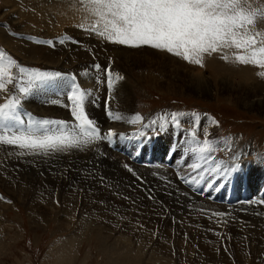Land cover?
I'll list each match as a JSON object with an SVG mask.
<instances>
[{
  "label": "rangeland",
  "instance_id": "1",
  "mask_svg": "<svg viewBox=\"0 0 264 264\" xmlns=\"http://www.w3.org/2000/svg\"><path fill=\"white\" fill-rule=\"evenodd\" d=\"M241 6L245 9V23L249 18L254 21L247 25L249 33H259L256 36V58L264 61V55L259 54V49L264 47V43H261L264 41V0H241ZM96 19L88 10L86 0H0V51L18 62L19 66L59 72L63 77L35 90L30 89L25 95L19 90L28 87V75H24L25 83H22L19 68L16 65L9 66L5 58L0 64L3 66V82L7 90L0 91V105L10 103L16 96L22 103V110L35 118L66 121L74 125L78 122L74 120L72 112L81 110L76 107L79 92L72 101L67 98L74 84L85 93L83 110L87 115L89 113L88 117L95 121L94 127L98 129V136L92 139L102 143L109 139L110 147L125 149L121 151L122 154L125 152L123 155L110 153V147L103 144L102 154L108 161L114 157L118 158L116 161H127L142 168L154 166L177 178L189 173L194 180L198 173L190 165L196 162L197 156L190 149L197 146V139H207L215 149V160L204 165L207 171L202 178H198L201 180L207 174L202 186L206 190H209V185L216 188L226 186L224 196H235V201H241L246 195L252 199L257 196L264 198V104H253L252 109L245 108L243 103L251 105V98L246 99L244 92L220 84L212 85V94L208 97L197 95L188 87L179 93L182 81H172L168 72L170 66H174L203 76L211 84L214 81L212 76L216 75L248 81L256 91H264V76L260 75L264 73V68L251 63L241 64L233 59V53L237 52L251 56L252 49L244 51L233 46L211 55L204 54L201 67L149 46L133 48L111 43L85 30ZM39 41H52L55 46ZM222 55H227L229 61L222 59ZM125 61L129 62L122 64ZM53 63L59 66H52ZM96 65L100 66L99 69ZM9 77L12 78L11 83L8 82ZM105 87L108 89L106 92ZM52 100L58 102L53 104L50 102ZM84 104H93L92 115L87 112L90 106L85 107ZM173 113L178 114L179 126L171 118ZM108 126L115 133L114 136H108ZM51 127L55 133L57 126ZM76 132L79 134V129ZM71 138L68 136L65 142ZM102 143L99 145L102 146ZM14 146L0 142V264H118L117 255L104 245L106 239L111 248L119 240L133 245L134 250L141 254V264H213L203 255L201 246L197 245L199 238L194 245L188 244L187 237L195 238L198 234L186 231L189 224H183L179 219L182 214L188 215L185 212L187 209L176 212L177 217L172 220L167 219L165 214L161 220L146 222V219H142V224L130 228L122 226L121 218L115 213L111 214L115 216L113 221L109 217L108 222L100 218L94 220V214H104L99 204L104 206L106 202L112 203L108 194L99 187L100 184L95 188L92 186L95 189L92 193L98 195L97 203L89 199L91 205H88L87 199L83 200L85 189L73 190L75 197L70 199L63 182L68 180L72 164L63 162L55 166L65 167L60 174L55 172L51 188L44 187L34 178H28L29 185L14 176L12 171H30V167L47 164L49 159L45 156L41 160L39 155L32 156L31 152L22 155L24 151L21 149L25 147ZM204 155L207 156V153ZM29 156L32 159L30 161ZM51 159L54 161L55 156ZM213 163L225 169L231 168L233 164L238 167L226 175H217L212 171ZM189 175L185 176L191 179ZM110 204L108 208L112 211L115 207L113 203ZM104 208L108 209L106 205ZM150 208L146 205L144 211ZM151 209L154 214L157 213L154 207ZM204 212L207 215L223 213L219 215L218 226L213 232L220 240L226 236L231 243L234 242L235 251L230 255L234 262L230 264H264V226L246 222L244 226L238 223V230L236 226L231 229L228 226L232 223L231 217L221 208L206 207ZM222 218L225 220L222 221ZM181 229L185 230L182 235ZM168 242L171 244L168 245ZM159 248L165 252L164 256L160 254ZM181 249L187 254H182ZM240 253L244 256L239 257ZM132 264H136V261L133 260Z\"/></svg>",
  "mask_w": 264,
  "mask_h": 264
},
{
  "label": "snow or ice",
  "instance_id": "2",
  "mask_svg": "<svg viewBox=\"0 0 264 264\" xmlns=\"http://www.w3.org/2000/svg\"><path fill=\"white\" fill-rule=\"evenodd\" d=\"M86 4L88 10L97 19L85 30L92 31L111 43L133 48L149 46L167 51L201 67H203L204 54L211 55L233 46L244 51L251 48V56L237 52L233 53V59L241 64L251 63L264 68V61L256 58L255 45L258 42L256 36L259 33L256 35L249 33L247 25L253 24L254 21L249 18L247 24L245 23L243 18L245 9L241 6V0H86ZM39 43L55 46L52 41H39ZM259 54L264 55V47L259 49ZM5 58L8 59L9 66L16 65L19 68V79L22 83H25L24 75H28L29 79L26 81L28 87L19 90L25 95L30 89L35 90L41 85L63 78L59 72L19 66L18 62L6 57V54L0 51V61ZM221 58L226 62L229 61L227 55H222ZM95 67L99 69L100 66ZM260 75L264 76V73ZM8 82H12L11 77ZM6 90L3 82V66L0 64V91ZM77 92L80 98L76 100V107L81 110L72 112L74 120L78 122L75 125H69L66 121L35 118L31 113L22 110V103L16 96L10 103L0 105V142L22 148L38 147L53 151L75 148L88 143L90 139L98 136V129L94 127L95 121L91 120L83 110L85 93L79 91L74 84L68 93V100L75 99ZM50 102L57 103L56 100ZM109 116L111 118V113ZM177 116L176 113L171 114V118L179 126ZM53 125L57 126L55 133L51 127ZM77 129L79 134L76 132ZM56 133L61 135L57 136ZM114 135L115 133L110 130L108 136ZM192 135L195 139V133ZM68 136L72 138L65 142ZM5 137L8 138L5 140ZM196 145L190 149V152L197 156V160L190 167L203 176L207 171L204 165L215 160V149L207 139H197ZM205 153L207 156L204 155ZM237 167L238 165L233 164L231 168L225 169L220 164L213 163L212 171L217 175H226ZM215 178L212 177L213 180Z\"/></svg>",
  "mask_w": 264,
  "mask_h": 264
},
{
  "label": "bare ground",
  "instance_id": "3",
  "mask_svg": "<svg viewBox=\"0 0 264 264\" xmlns=\"http://www.w3.org/2000/svg\"><path fill=\"white\" fill-rule=\"evenodd\" d=\"M33 1H35V0H33ZM29 47H31V46H29ZM114 49H116V48H114ZM122 52H124V51H122ZM113 53H114V51H113ZM117 54H118V52H117ZM84 57H85V55H84ZM178 58H180V57H178ZM173 59H175V58H173ZM128 62L129 61H125L122 64H126ZM177 62H179V61H177ZM56 64L53 63L51 65L52 66H59ZM113 64H110V66H112ZM60 66H62V65H60ZM180 67H181V65H180ZM226 70H228V69H226ZM168 72H169V75H170L172 81H177V82L180 80L182 81L183 84H181V87H180L181 90L180 91H178V87L176 86L177 87L176 91H178L179 93H181V91H184V89L186 87H188V88H191V90H190L191 92H194L197 95H205L208 97L212 94V85L220 84V85L228 86V87H231L232 89L234 88L235 90L237 89V90L244 92L246 99L251 98V103H250L251 105H248V102L243 103L245 108L248 107V108L252 109V108H254L253 104H257V105H263L264 104V91L263 90L262 91H256L254 89V86L251 85L252 83L251 84L247 83L248 81L245 82L243 80H241V81L234 80V79L232 80V79L227 78V77H221L220 78L216 75L215 76L213 75L212 77L214 78V81H213V84H211L209 82V80H206V78H204L203 76H199L198 74H195V73L191 74L189 72H186L183 69H179V68H176L174 66H170V69ZM153 79H155V77ZM161 79L162 78H160V80ZM168 85H169V83H168ZM114 88H117V90H119L118 87H116V86ZM169 90L170 89H168V91ZM106 91H108V89L105 87V92ZM178 92H176V93H178ZM117 95H118V97H120L122 94L120 96H119V94H117ZM120 104H123V103H120ZM71 105H72V103H71ZM73 105H74V102H73ZM84 105H85V107L90 106L89 111H87V112H90V115H92L93 104H84ZM118 107H120V106H118ZM116 109H117V107H116ZM120 109L122 110V108H120ZM40 114H41V116H45L43 113H40ZM88 115H89V113H88ZM42 119H45V118H42ZM106 122H107V120H106ZM210 125H212V124H210ZM108 127L109 128H107V129H110V126H108ZM90 142H92V143L90 145H88L87 147H84V148H78V147L77 148H65L64 150H55V151H53L51 149L44 150V149H41L38 147H36V148L25 147V149H21L24 151V153H22V155L26 154L27 152H31L32 156L36 157L37 155H39V158L41 160L45 156H47L49 159V162L47 164H44V165L36 166L35 168L30 167L29 168L30 171L17 169V170H13L12 173L14 176H18L19 180L21 179V180L29 183L28 178H34V179H37L44 187L49 186L51 188L53 185V179L55 176V172L57 174H60L64 170V167H65V166H63V167L57 168L55 166H57L58 164H62L63 162L64 163L68 162V163L72 164V166H70L71 167V173L69 174L68 180L67 181L65 180L63 182L64 183L63 185L66 186L67 192L70 193L69 198L73 199V197H75V196H73V190L82 191L85 189L84 194H83L84 195L83 200L86 201V199H87L86 202L88 203V205H91V203L89 202V199H93L92 203L93 202L97 203L98 200L96 198L98 195L95 196L92 193V191L95 190L94 189L95 186L100 184L101 186H99V187L102 188V191L104 193L108 194L109 200L114 204L115 208L112 211H115V212H112L111 209L108 208V207H110L109 202H108L109 204H107V202L105 203V205L108 208L106 210H104L105 205L103 206L102 204H99L98 206L100 209H103L104 214H102V215L100 214V216H98L97 214H94V220H95V218L97 220H98V218H100V219H103L106 222H108V217H109L113 221L115 216H112V215H114L113 213H115L116 215H118L121 218V224L125 228H126V226H127V228H130L131 226H136V224H138V223L142 224V219H146V222L149 220L150 221L161 220L162 216L165 217V214H167V216L169 217V218L166 217L167 219L172 220L173 218L177 217L176 212L187 209L185 212H187L188 215L184 216L183 214L181 215L179 213V215H181V218H179V219H181L183 224L184 223L189 224L190 227L188 229H186V231H190L191 233H197L198 234V236L195 238L194 237H187L189 240L188 244L194 245L196 242V239L199 238V242L197 245L201 246L202 251H203V255H205L207 257V259L209 261H211L213 264H230V262H234V259H231L230 255L232 253H234L236 246H235L234 242L231 243L230 239L226 236L222 240L218 239L215 236L216 232L214 233L213 231L218 226V220L220 219V216L217 214L214 215L211 213L207 215L204 212L206 207H219V208H221L222 211H224L226 213V215L231 217L232 223L228 224V226L231 229H232V226H234V227L236 226V228L238 230V229H240V227L238 226V223H243V226H244V223H246V222L256 223L262 227L264 226V198H262V197L257 196L256 198L252 199L251 196L248 197L246 195L245 197H243L244 198L243 201H242L243 198L241 199V201H235L236 200L235 196H227V197L224 196L223 190H225L226 186H220L219 188H216L214 186L209 185L208 186L209 190L208 189L206 190L202 186V184H203L202 180H205L207 178L206 177L207 174L204 176L205 179L203 178L201 180L198 178H202L203 176H201L199 174H195V176H197L196 177L197 180H196V178L194 180H192L193 179L191 177L192 175H189V173H185L182 176H180L179 178H177V177H173L172 175H170V173L168 171H166L164 169L156 168L154 166H148L147 168H142L138 164L137 165H131L127 161H125V162L119 161V160L116 161V159H118V158H114V157L111 161H108L107 159H105L103 157L102 152H103L104 146L110 147L109 139L105 143L100 142V140L98 141V140H94V139H90L88 143H90ZM88 143L81 145L79 147H83V146L87 145ZM99 143H102V146H100ZM103 144H104V146H103ZM14 147H16V146H14ZM26 149H28L29 151ZM121 151H125V149L124 148L123 149H117L116 147H110V153H116L119 155H123L125 152H123V154H122ZM159 152H161V151H159ZM83 154L85 155V157ZM65 155H68L70 158L66 157ZM129 155H131V154H129ZM52 156H55L54 161H52L53 159H51ZM124 156H126V155H124ZM83 157H84V159H82ZM16 158H18V157H16ZM152 158H150V159H152ZM28 159H29V161L32 160L30 158V156ZM155 159H157V158H155ZM135 160H137V159L135 158ZM29 163H31V162H29ZM37 164H40V162H37ZM10 165L11 164H9V166ZM129 169H131V171ZM6 171H7V169H6ZM8 173L11 174V172H8ZM185 175H189V177L191 179H189ZM70 184H71V186H70ZM29 185H30V183H29ZM93 185H94V188L92 187ZM54 186H55V184H54ZM202 189H203V191H201ZM63 190H65V189L63 188ZM47 193H48V191H47ZM101 195L102 194H100V196ZM98 199H100V198H98ZM106 199H107V197H106ZM146 205L151 206V208L154 207V211H157V213L154 214L151 208H150L151 210L148 209V210L144 211ZM112 209H113V207H112ZM182 212H184V211H182ZM91 220H93V219H91ZM224 220H225V218H222V221H224ZM110 226H112V225L110 224ZM228 226H227V228H228ZM243 226H241V227H243ZM181 230L182 231H180V232L182 235V233H184L185 230L184 229H181ZM100 232H102V231H100ZM245 232L250 234L249 230H246ZM236 238H238V237H236ZM245 239H246V237H245ZM107 241L108 240L106 239V243L104 245L107 249H109V251L111 250L113 254L117 255V259H119L118 264H132L133 260L136 261V264H141L140 263L141 254H140V252H136L134 250L133 245L128 244L127 241H120L119 240L118 242L114 243V248L113 247L111 248V245L109 246ZM240 241L241 240H239V242ZM177 242H179V240ZM243 242H245V240ZM169 243L170 242H168V245H169ZM177 244L180 247L179 243H177ZM225 246H227L226 249L222 250V248L223 247L225 248ZM238 246H243V245L238 244ZM245 246H246V244H245ZM229 247L232 248L233 251H231L229 249ZM166 248H168V247H166ZM160 250L161 249L159 248V251ZM166 250L170 251V249H166ZM134 252H135V254H134ZM180 252L184 255L187 254V252L185 250H182V249L180 250ZM161 253H162V255H163V253L165 254V252H163V251L162 252L160 251V254ZM166 253H168V251ZM160 254H158V255H160ZM168 255L170 256V254H168ZM201 256H202V254H201ZM243 256H244L243 253L239 254V257H243ZM161 258H163V257H161ZM219 259H223V260L219 261ZM242 259H244V258H242ZM164 260H162L161 262H163ZM166 260L168 261L169 259H166ZM157 261L159 262V260H157ZM154 263H157V262H154Z\"/></svg>",
  "mask_w": 264,
  "mask_h": 264
}]
</instances>
